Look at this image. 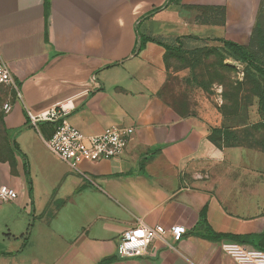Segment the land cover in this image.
<instances>
[{
	"label": "crops",
	"instance_id": "1",
	"mask_svg": "<svg viewBox=\"0 0 264 264\" xmlns=\"http://www.w3.org/2000/svg\"><path fill=\"white\" fill-rule=\"evenodd\" d=\"M144 37L160 45L138 51ZM221 41L264 60V0H0V55L21 95L1 86L0 186L17 197L0 201V264H235L224 241L264 253V150L214 143L218 123L157 94L174 50ZM67 99L85 135L134 129L120 157L75 172L45 148L58 123L32 127L25 108ZM139 222L185 233L120 259Z\"/></svg>",
	"mask_w": 264,
	"mask_h": 264
},
{
	"label": "rangeland",
	"instance_id": "2",
	"mask_svg": "<svg viewBox=\"0 0 264 264\" xmlns=\"http://www.w3.org/2000/svg\"><path fill=\"white\" fill-rule=\"evenodd\" d=\"M168 65L170 73L157 94L177 116L209 119L243 144L264 150L263 82L255 72L215 44L190 57L178 52Z\"/></svg>",
	"mask_w": 264,
	"mask_h": 264
},
{
	"label": "built area",
	"instance_id": "3",
	"mask_svg": "<svg viewBox=\"0 0 264 264\" xmlns=\"http://www.w3.org/2000/svg\"><path fill=\"white\" fill-rule=\"evenodd\" d=\"M0 86L8 88L18 100L21 99L19 87L1 55ZM10 109L8 104L3 105L5 113ZM73 109L72 99L59 102L40 112L25 108L28 123L32 127L39 123H58L51 137L43 141L45 148L52 155L69 166L71 170L79 172L78 166L82 162L95 163L102 160H113L123 154L134 133L133 128L110 126L97 135H85L67 121V116ZM16 197L17 193L13 189L0 186V201H12ZM184 233L185 228L180 225L169 228L149 227L139 222L135 227L120 235L116 250L117 256L120 259L155 256L157 249L146 250L153 242H158L162 247L171 249L181 241ZM221 250L230 256L235 264H264V253L248 246L224 241L221 243Z\"/></svg>",
	"mask_w": 264,
	"mask_h": 264
},
{
	"label": "trees",
	"instance_id": "4",
	"mask_svg": "<svg viewBox=\"0 0 264 264\" xmlns=\"http://www.w3.org/2000/svg\"><path fill=\"white\" fill-rule=\"evenodd\" d=\"M170 1H174V0H170ZM147 43H154V44L160 45V43L158 41L151 39V38H145L144 37L143 40L140 41V43H139L138 51L143 49ZM221 44H222L221 47H222L224 53L228 57L232 58L235 61H238V62L245 64L248 67V69L255 72L261 78V80L263 82V88H262V94L260 97L259 105L263 109L264 108V60L256 59L253 55H251V53L247 49H245L242 46H239V45H236L233 43H229V42H225V41H221ZM164 48L167 50H173V49L166 47V46ZM174 51H175V54L178 52L180 54H182L180 50H174ZM212 135H213V142L216 144L222 143L220 141L223 140L224 144L227 147L253 148L252 146L243 144L239 137L235 136L234 134H230V133L227 134V133L223 132L222 129H213Z\"/></svg>",
	"mask_w": 264,
	"mask_h": 264
}]
</instances>
